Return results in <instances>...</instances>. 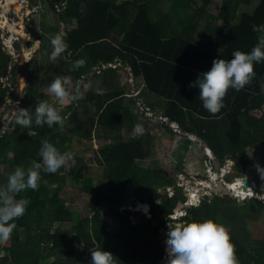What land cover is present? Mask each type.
<instances>
[{
	"label": "trees",
	"instance_id": "obj_1",
	"mask_svg": "<svg viewBox=\"0 0 264 264\" xmlns=\"http://www.w3.org/2000/svg\"><path fill=\"white\" fill-rule=\"evenodd\" d=\"M51 3L53 7L61 8L66 3L63 18H75L78 22V29L70 34L66 51L74 56L73 63L79 59L86 61L85 66L77 70H73L71 64L78 79L82 80L101 62L107 64L121 59L130 66L135 78L144 79L148 90L168 101L165 115L170 120L177 122L183 132L194 134L207 144L216 158L217 167L224 166L229 158H235V172L241 176L246 174L248 150H257L264 140V113L258 119L251 115L252 110L262 109L264 104V62L254 65L255 78L244 89L239 92L228 90L223 101L225 106L215 115L203 108L199 89L190 85H195L200 74L211 69L214 59L230 60L236 50L251 51L257 43V33L252 31V25L264 24V0H260L252 14H242L236 24L230 20V12L223 8L218 15L209 12L213 0H51ZM81 4L86 5L83 11ZM131 7L136 11H131ZM3 19L4 10L0 9V28L4 25ZM217 21L222 22L221 27L216 25ZM215 47L221 50L218 55L211 53ZM6 70L0 73V78L7 77ZM32 71L21 108L34 113L35 106L45 96L38 95L37 68ZM115 73V69H107L101 74V88L114 85L112 76ZM6 93L7 89L0 82V103L8 98ZM124 95L123 90L97 93L93 101L96 114L88 121L78 120L77 111L70 114L63 128L58 125L39 127L34 122L32 127L23 128L14 121V131L0 137V174L2 166L11 170V174L17 166L27 169L34 160L42 163L39 156L41 141L47 139L61 153L70 152L74 137L91 140L95 128L101 127L107 144L100 149L96 161L105 170L104 179L109 183L111 193L94 190L93 180L85 177L88 165L73 171L70 176L77 184H82L81 191L92 198L90 214L69 232L58 229L52 233L55 225L70 221V213L59 199L60 190L54 191L49 200L50 187L63 183V169L49 174L42 166L38 180L40 190L28 189L17 196V199L23 197L31 203L24 215L15 220L17 227L11 236V245L6 250L7 255L0 258V264H46L51 259L54 260L51 264H92L91 251L98 248L110 252L117 259L116 264L162 262L164 249L158 240L159 229L153 223L161 218L171 222L174 212L188 200L176 180L169 179L164 172L148 169L143 171V181L138 178L142 171L139 162L145 161L151 151L149 132L130 141L121 138L126 121L133 117L124 106ZM11 97L18 100L14 93ZM130 102L134 101L130 99ZM129 185H135L142 203L145 198L140 193L147 196L151 205L152 222L145 226L131 225L128 217L113 207L118 202L113 194L123 195ZM167 188L173 190V196L168 200H162L160 194L155 196L158 190ZM213 194L212 202L205 196L200 206L190 208L181 222L211 219L225 225L230 229L239 264H264V240H250L246 234H241L245 230L243 218L254 216L253 205L257 201L249 202L247 209L228 194ZM101 204L109 205L108 216L120 221L117 233L107 230L98 210ZM23 231L27 234L24 241L21 239ZM33 232L37 235L32 236ZM68 235L76 237L69 241ZM74 243L82 252L74 248Z\"/></svg>",
	"mask_w": 264,
	"mask_h": 264
},
{
	"label": "rangeland",
	"instance_id": "obj_2",
	"mask_svg": "<svg viewBox=\"0 0 264 264\" xmlns=\"http://www.w3.org/2000/svg\"><path fill=\"white\" fill-rule=\"evenodd\" d=\"M32 4L34 3H30V5ZM164 5H167V3L164 2ZM52 9L56 13L48 9V7H44L43 10L41 9V14L46 13L47 17L49 16V14L53 15V17L57 15L56 17L58 20V16H60L58 9L61 8L57 9V7H53ZM26 10L27 9L23 8H21L19 11L15 10L14 14H11L10 16L11 19L8 26H10V24H15V19L20 20L21 18L25 17L24 13L26 12ZM214 13L219 14V9L216 8L214 10ZM221 23V21H217L216 25L218 27H221ZM23 26L24 24L21 25V28H24ZM16 29V33H18L19 30L18 28ZM8 30L10 29L7 26L3 29L0 28V47L2 49V51L0 52V73L3 74L4 70L7 69V77L0 78V82L2 83V87L4 89H7V93L5 95L6 97H8L5 103H0V122L3 123V126L2 124H0L1 136H3L4 133H12L14 131V120L12 113L13 110H15V108L17 107L16 102L19 101L18 107L21 108L22 102L27 97V79H31L33 74L32 70L38 68L36 57H32L34 56L33 53H31V58H33L31 62H29L30 57L25 56L29 53L28 51L30 49V42L26 39L17 46L18 52L16 54V58L11 57L10 52L5 48L3 44L2 38V36L9 35ZM24 32H26V30H24ZM20 34L23 35V33ZM52 50L53 48H50V50L47 49L48 55L51 54ZM45 58L46 55L45 57H43V60H45ZM14 60L16 61L15 63ZM54 61L55 74L56 76H61V72H59L56 68L59 64H61L60 57H58ZM43 66L45 67L44 64ZM12 68L14 69L13 72H11ZM10 73L12 75L11 77H9L8 75ZM49 73L51 74V72ZM129 73L130 71H126L123 74L121 72L125 85L133 83L129 82L131 77ZM92 75L99 74H97L95 70ZM84 79L87 78L82 79L83 83H85ZM81 92L84 93V87ZM127 92L129 93L130 90H128ZM13 93L18 97V100H14L13 97H11V94ZM80 104L81 103L79 102V106ZM152 132L154 144H152V148L148 158L145 161L139 162V166L142 168V171L139 172L138 178L140 179V181H143V171H147L148 169L164 172L169 179L176 180L178 186L182 188L188 200L186 203L188 206H180L174 212V215L171 217V222L167 221L165 218H161L160 221H155V223H153V226L158 227L159 229L158 240L160 241L161 246L164 249V257L160 264H167L165 241L167 240V232L169 231L168 225L174 227L176 224H182L181 218L186 216V213L190 208L199 207L205 196L209 200L208 202H212L214 191L209 188L210 186L213 189L218 187V191L215 193L219 194L220 196H225V194H228L233 197V199L236 200V203L238 205H241L242 208L247 206V209H249V202L256 200L257 202L253 205L254 216L249 217L246 215V217L243 218V227H245V230H243L241 234L243 236L244 234H246L250 238V240H264V199L259 198L264 197V172L260 171L264 170V152L260 153L258 157L254 158V161L249 163L250 165L248 166L246 174L244 176H241L240 174L235 172V168L237 165V162L235 160H233V162L227 161L226 164L220 169L214 170L213 164L216 162V158L214 157L213 159H211L207 156L205 148L203 147V145L205 144L198 138L196 139L192 136H184L183 138H181L179 135L173 137L169 134V132L165 133L159 128L154 129ZM98 135L100 136V133L96 134V136ZM122 138L127 140L131 137L129 135L127 136V131L124 130ZM106 144V141L97 143L93 141H86L82 145L73 144L74 149L71 153L73 154V157L76 161L75 166L62 167L63 171L61 175L63 178V183L55 184L50 187V190L52 192L49 195L50 200L52 195L54 194V191L56 192L57 190H60L59 199L64 202L66 210L70 213V221L68 223L55 225L51 231L52 233H54L58 229L69 232L74 226L78 224L80 220L90 214V204L92 198L84 194L81 191L83 185L77 184L70 176L73 171H78L82 166L88 165L89 170L85 173V177L93 180L94 190L97 192H103L105 194H111L110 185L104 179L105 170L104 168L98 166L96 161L98 157L97 152ZM214 166L216 165L214 164ZM1 168L2 173L4 174L3 176H5L7 180V172H11V170H8V168L5 166H2ZM212 174L213 177L211 176ZM243 179H248L251 183V185L246 190H251V188L254 190L257 189V191H254L255 195H251L252 198H247L246 201H242L243 198L240 197L236 198L235 195H237L238 193L241 196H243V194L232 189L229 190L228 186L230 183H237L238 180ZM1 181L3 183L1 184L0 182V187L5 186L7 182L3 179ZM253 186H255V188ZM39 190L40 187L38 186L36 191ZM158 194L161 195L162 200H168L173 195V190L170 188L160 189L155 193V196H157ZM113 195L117 197L118 201L117 204L113 206L114 209L122 216L126 215L131 225L145 226L147 223L152 222L150 221L151 212L150 215L147 216H144V214L142 213V211H146V208L144 207L146 205H148L151 210V205L148 202L147 196H145L144 193L139 194L141 197L145 198V202L142 203L137 197V190L135 185H129L123 195H121L120 193ZM42 199L44 198L42 197ZM46 200L47 199H45L44 201ZM158 205L160 206V202L158 203ZM108 208L109 205L101 204L98 207V210L103 215V221L106 224L107 230L110 233L114 234L117 233L120 229V221L108 216ZM36 235V232L32 233V236ZM26 236V232L23 231L21 237L22 241L26 239ZM75 237V235H68L66 238L67 240L72 241L75 239ZM10 245V240L6 244H0V258H3L7 255L6 250L10 247ZM74 248L77 251L82 252L81 247L77 243H74ZM37 250H39V247L36 249V251ZM88 255L89 252H87L86 256ZM52 262H54L53 259L49 260L46 264H51Z\"/></svg>",
	"mask_w": 264,
	"mask_h": 264
},
{
	"label": "clouds",
	"instance_id": "obj_3",
	"mask_svg": "<svg viewBox=\"0 0 264 264\" xmlns=\"http://www.w3.org/2000/svg\"><path fill=\"white\" fill-rule=\"evenodd\" d=\"M80 8L83 11L86 5L81 4ZM14 12L15 10L12 14ZM10 19L9 17V21ZM16 28L21 31L20 33H25V29L21 26L16 25ZM252 31L257 33V43L250 52L236 50L232 52L230 60L214 59L211 69L200 74L195 85H190L199 89L203 108L212 115L219 113L225 106L223 101L228 90L234 89L239 92L244 89L255 78L254 65L264 62V24L258 26L253 24ZM22 38L23 42L24 35ZM39 43L40 41H35L32 47H38ZM51 45L53 48L50 54L51 60L60 57L68 47L61 34H56L51 39ZM85 64L84 59L76 60L73 63V70L84 67ZM81 83L77 81L74 84L70 77L57 76L47 86V92L59 105L66 106L81 98ZM69 88H72L73 92H70ZM98 94L103 93L98 89ZM16 104L17 107L12 115L15 124L23 128L32 127L33 122L39 127L47 125L51 128L58 125L63 128L70 116V113L61 115V110L48 100H41L35 106L34 113L30 112V109L18 107L19 101ZM144 132L142 123L134 125L133 136H142ZM32 135L35 133L33 132ZM39 156L42 158V163L34 160L27 169L17 166L8 176L6 185L0 187V244H6L11 239L17 227L15 220L24 215L27 206L31 203L29 199L23 197L17 199V196L28 189H37L42 166L49 174H55L62 167H72L76 163L71 152L61 153L47 139L41 141ZM220 168L216 167L214 170ZM260 171L264 172V170ZM246 194L255 195L251 190L246 191ZM259 198L264 199V197ZM168 228L165 241L167 264H239L235 245L231 242L230 229L225 225L207 219L202 222L176 224L174 227L168 225ZM116 260L110 252L99 248L91 251L92 264H116Z\"/></svg>",
	"mask_w": 264,
	"mask_h": 264
},
{
	"label": "crops",
	"instance_id": "obj_4",
	"mask_svg": "<svg viewBox=\"0 0 264 264\" xmlns=\"http://www.w3.org/2000/svg\"><path fill=\"white\" fill-rule=\"evenodd\" d=\"M6 1L8 0H0V9L4 10V13H5V9H9L10 7H14L15 9H17L14 4L7 5ZM32 2L34 4L30 5V3ZM259 3H260V0H213V3L211 7L209 8V12L212 15H218L214 13V10L218 8L220 12V10L223 8L226 12H230V15L233 16V18L232 16H230V20L236 24L241 20L242 14L244 13L252 14L255 11V9L258 7ZM18 4L20 5L21 8L27 9L26 12L24 13V16L25 17L28 16V17L26 18L23 17L20 20L15 19L16 20L15 25L21 26L22 24H24L23 27L26 30V32L31 33V35L29 36L27 40L30 42L32 46L35 41H40L39 43L40 48L39 46L35 48H33L32 46L31 47L35 49V53H33L34 56L32 57L33 58L36 57L37 64H38V68H37L38 79L37 81H35L38 95L39 97L45 96L41 100H48L51 104H53L54 107L59 108L61 110V115H65L68 113L71 114L72 112L77 111L79 115L78 120L80 119L82 121H85V120L88 121V119L92 118L91 116L96 114V105L93 101L96 100L95 96L98 93V89L102 93H105V94L107 92L118 93V92H121V90H123L125 92L124 106L127 107L129 113L133 116L131 120L128 119L126 121L125 127L122 128L121 138H122L124 130L127 131V136L129 135L131 137L130 139H127V140L122 138L124 141H130L136 138V136H133L132 134L133 130L131 129L134 123H142L144 128L146 129L145 132H149L148 141L150 142L151 148H152V144H154L152 131L156 128L163 130L165 133L169 132V134L172 135L173 137L176 135H179L181 138H183L184 136H192L193 138L197 139V136L194 134L183 132L184 135H181L179 133L174 132L168 123H165L159 119V117L162 116V117L167 118L170 122H173L165 115L166 109L168 108V101L165 98L148 90L144 79L142 77L135 78L130 66L124 63L121 59H116L113 62H111V63L120 62L122 63V66H120L118 69H115L116 73L113 74L112 76V78L114 79V83H113L114 85L106 89V88H101L102 85L100 81V78H102L101 76H103L101 74H103L104 71L101 72V74H99V77H95L94 75H92V73L98 67L103 65L102 62L99 65L93 67L92 71L88 75L81 78V79L87 78V79H84L85 83H83L82 80L78 79L75 76V73L72 70L71 64L73 63L74 56L72 55V53H66L67 51L66 50L60 56L61 64H59L56 68L58 69L59 72H61V76L70 77L74 84L77 81H82L81 86H80V94L82 96L79 100H76V102L74 101L72 104H69L66 106L59 105L58 102L55 100V98L52 97L47 92V86L50 84L52 80H54L57 76H59V75L56 76L55 74V61L50 59V54L48 55L47 49L50 50V48H52L51 39L56 34H61L64 37L65 42L68 45L70 34L78 29V22L75 18H72L71 20L70 19L65 20L63 18L62 13L65 9L66 3H64L63 8L58 7V8H61V9H58V12L60 13V16H58L59 17L58 20L56 17L57 15L53 17V15L49 14V16L47 17L46 13L41 14V9L43 10L44 7H48V9L56 13L52 8L49 7V5L47 4L45 0H20ZM135 9L136 8L134 7L130 8L131 11H136ZM216 40L221 41V38H216ZM220 52L221 50L218 47H215L211 50V53L214 55H218ZM45 55H46V58H45L46 63H45V60H43V57H45ZM43 64L45 65V67L43 66ZM13 70L14 69L12 68L11 72H13ZM120 71L122 72V74L126 71H130L129 75L131 76L130 77L131 81L129 80V82L131 83L133 82V83L129 85H125V82L123 81V77ZM49 72H51V74ZM8 75L9 77L12 76L11 73ZM27 82H28V79H27ZM126 86H127V89H126ZM83 87H84V93L81 92L83 90ZM128 90H130L129 93L127 92ZM69 91L72 92L73 89L69 88ZM263 96H264V89H263ZM130 99H132L134 102H130ZM224 99H226V97ZM79 102L81 103L80 106H79ZM138 103L143 105L145 108L150 109L154 113L155 117L150 118V117L145 116L140 111L138 107ZM263 113H264V104L262 106V109H256V110L251 111V115L257 119L260 118ZM174 123H176L178 127L181 129V127L179 126L177 122H174ZM2 126H3V123H2ZM181 131L183 130L181 129ZM97 133H100V136L99 135L96 136ZM104 138L105 137H104L103 129L97 126L95 130L93 131L91 140H79L78 138L74 137L70 152H72V150L74 149L73 144L82 145L86 141H93L96 143L104 142L105 141ZM204 144L207 145L206 143ZM259 145L261 146L257 147L256 148L257 150H254V151L248 150L249 163L254 161V158L258 157L260 153L264 152V147H263L264 140L261 143H259ZM99 152L100 150L97 152V155L99 154ZM233 160H235V158H229L227 161L233 162ZM7 173L9 176L10 172H7ZM3 175L4 174L2 173V168H1L0 180L3 179L6 181V177Z\"/></svg>",
	"mask_w": 264,
	"mask_h": 264
},
{
	"label": "built area",
	"instance_id": "obj_5",
	"mask_svg": "<svg viewBox=\"0 0 264 264\" xmlns=\"http://www.w3.org/2000/svg\"><path fill=\"white\" fill-rule=\"evenodd\" d=\"M8 31H9V35L2 36V38H3V44H4L5 48L10 52L11 57L16 58V54L18 52L17 51V46L22 42V39H23L22 38V34H20L21 31L19 33H16V31H11V30H8ZM27 55L30 57V60L29 61H31L32 60L31 55L30 54H27ZM15 62L16 61L14 60V63ZM121 65L122 64L120 62L103 64V65H101L100 67H98L96 69V73L97 74H101L102 71H107V69H117ZM80 82H82V81H80ZM138 107H139L140 111L145 116L150 117V118H154L155 117L154 113L150 109L145 108L140 103H138ZM159 119L161 121L165 122V123H168L169 126L171 127V129L174 132L179 133L181 135H184L183 131H181V129L178 127V125L176 123L170 122L167 118L162 117V116H160ZM205 151H206V154H207L208 157H210L211 159L214 158L213 153H212V151L209 148H205ZM251 191L254 193V191H257V189L254 190V189L251 188ZM245 194H246V192H245ZM246 195L247 196H245V195L241 196L240 194H237V195H235V197L236 198H238V197L243 198L242 201L243 200L245 201L247 198H249V199L252 198L251 195H248V194H246ZM146 206H147L146 211H142V213L144 214V216L150 215V207L148 205H146Z\"/></svg>",
	"mask_w": 264,
	"mask_h": 264
},
{
	"label": "bare ground",
	"instance_id": "obj_6",
	"mask_svg": "<svg viewBox=\"0 0 264 264\" xmlns=\"http://www.w3.org/2000/svg\"><path fill=\"white\" fill-rule=\"evenodd\" d=\"M7 2V5H15V7L17 8V9H15L14 7H10L9 9H5V13H4V19H3V22H4V26L2 25V28H5L7 25H8V22H9V18H8V16H7V14L9 13V11H10V9H14V10H17V11H19L20 9H21V7H20V5H18V3L20 2V0H8V1H6ZM9 29L10 30H13V31H17V29H16V25L15 24H10V26H9ZM24 37H25V39H28L29 38V36L31 35L30 33H28V32H25L24 34ZM29 53L28 54H30V55H32L31 53H35V49H33L32 47H30V49H29V51H28ZM28 56V55H27ZM28 58V57H27ZM206 152V151H205ZM212 177H213V174L211 175ZM209 177V176H208ZM235 181V180H234ZM247 181H248V183H249V185H248V187L251 185V183H250V181L247 179ZM228 185V184H227ZM243 180H238V182L236 183H230L228 186H229V190L230 189H232V190H235V191H238V192H241L243 195H245V196H247L246 194H245V191H248V190H246V189H244L243 188ZM247 187V188H248ZM254 188H255V186H253ZM209 188H211V189H213L211 186L209 187ZM162 194V193H161ZM209 194V193H208ZM239 194V193H238ZM194 199V198H193ZM186 206H188V205H186ZM196 210V209H195ZM164 264H166V263H164Z\"/></svg>",
	"mask_w": 264,
	"mask_h": 264
},
{
	"label": "water",
	"instance_id": "obj_7",
	"mask_svg": "<svg viewBox=\"0 0 264 264\" xmlns=\"http://www.w3.org/2000/svg\"><path fill=\"white\" fill-rule=\"evenodd\" d=\"M46 2H47V4L49 5V7L50 8H53V5H52V3H51V1L50 0H45ZM39 48H40V44H39ZM203 147L204 148H208V146L207 145H203ZM215 165H217V163H215ZM217 167V166H216ZM243 188L244 189H247V187H248V185H249V183H248V181H247V179H243ZM214 192H217L218 191V187H216L215 189H212Z\"/></svg>",
	"mask_w": 264,
	"mask_h": 264
},
{
	"label": "flooded vegetation",
	"instance_id": "obj_8",
	"mask_svg": "<svg viewBox=\"0 0 264 264\" xmlns=\"http://www.w3.org/2000/svg\"><path fill=\"white\" fill-rule=\"evenodd\" d=\"M13 11H14V9H10L9 13L7 14L8 18L11 16V14L13 13Z\"/></svg>",
	"mask_w": 264,
	"mask_h": 264
}]
</instances>
